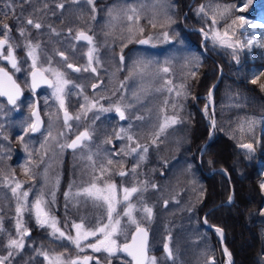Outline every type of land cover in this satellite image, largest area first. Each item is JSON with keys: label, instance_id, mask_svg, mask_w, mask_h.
<instances>
[{"label": "rangeland", "instance_id": "rangeland-1", "mask_svg": "<svg viewBox=\"0 0 264 264\" xmlns=\"http://www.w3.org/2000/svg\"><path fill=\"white\" fill-rule=\"evenodd\" d=\"M57 2H60V0H57L56 3ZM98 2L99 9L102 10V12L99 13V25L103 26L105 29L106 26H108L115 34H120L123 41L121 45L118 44V47L114 51L110 49L108 51L109 53L106 52L102 55L110 71L104 80L103 86L99 88V97H106L107 94L109 97H113L112 101L109 100L107 102L108 104L104 105V107H109L116 103L129 105L130 107L126 109L128 119L123 122H118L117 120L119 118L116 114L113 113L117 118H111L112 112H96V115L99 116V119H97L98 138L102 144L100 143L98 145L97 157H93L95 168L92 161L88 159L80 160V156L77 157L76 161L78 162L79 170L74 173V176L69 182L70 186L67 188V192H65L69 194L67 196L68 198L66 199V196L62 198L63 202H67V205L60 210V213H65V211L68 213L66 214L67 217H64L71 220V223L68 224V228H72L73 222L79 223L81 220H83L86 227L89 228H95L98 223L106 222V209L103 205L98 206L92 200L82 195L77 196L76 193L91 184L94 177L100 175V164L106 163L107 159L111 158L114 162H123V170L129 172V175L121 177L117 174L118 171L122 170L119 163L110 166L112 168L111 175L106 178L115 182L118 189L123 186L131 187L134 184L140 185L141 182H147V190L144 191L142 187L141 192L132 197L131 203L136 205L137 211L134 214L137 220L140 221L142 226L149 228V255L155 256L158 264H213V262L214 264H229L228 256L224 251L225 246L223 243H220L218 233L213 229L212 231L214 234L213 236L211 235V229H207L203 226L201 215L207 210L204 215V220L209 223L206 220L208 211L220 204L230 203V196L233 199L231 188L229 187V191L225 193L220 201L212 203L202 209L203 212L199 210V205L203 198V176L210 175L215 172V170H218L224 179H228L226 170L221 166H210L207 169L200 168V158L205 148L204 146V148L201 149L202 143L207 137L210 139L214 135L213 129L209 132L210 128H213V126L210 127L211 125H209L212 112L209 99L206 95L212 83H209L210 75L207 74L203 79L204 81H200L202 73L200 66L202 61H204V53L200 48V42H202L201 40L204 37V33L202 31L198 32V48L190 47L186 43V40L183 39L182 33L184 31H190L185 27L202 28L205 30V33L209 34L208 38L203 40V47L205 48L204 43L207 42L208 46L221 54L225 61L238 64L241 57V49H238L235 53V56L238 58L237 60L234 58L232 49L222 47L218 43H214L211 39L212 30L214 28L223 32L227 25L230 24L231 20L237 17L234 11L236 6L228 1L216 0L197 3L194 6L195 12L199 17H202V24L198 26L185 25L183 23V18L182 21L180 20L184 10L181 12L178 11V0H161V3L157 4L155 8L153 7L155 0H98ZM188 2L189 0H186V5ZM141 5H144V7L141 11L140 26L143 27L144 32L142 34L137 33L132 42L129 43V33L126 31V26L123 23V16L122 22L113 26L112 23H110L111 17L109 16V10L122 12L130 7L140 9ZM191 5L192 3L188 9ZM201 5H204L206 8H208L209 5H211V8H215L217 5L221 8L226 5L235 7L231 9L230 14L224 19H220V17L217 16L219 22L213 26L209 18L212 14L210 8H208L209 17L198 14V9ZM164 12L171 17V23H165ZM154 14H159L156 21L157 26L155 28L148 22L149 19H152ZM223 21L224 23H222ZM161 24H164V27H161ZM165 31L168 32L169 35L167 41L164 40L162 36V33ZM229 34H232V29H229ZM257 34L258 31L256 29L246 24L244 29H235V36L233 39L239 40L242 44H245L247 40L256 38ZM99 36L100 46H107V44L101 40L106 34H100ZM142 37L146 39L151 37V40L148 44L143 46L136 45V40ZM128 44L129 46L124 52V62L117 63V54L122 52L125 45ZM206 52L208 51L206 50ZM207 56H210L209 52ZM136 62H143L149 65L148 72L143 78L139 75L130 74V70ZM125 64L128 65L127 73L122 77L119 75V70H121L120 67L122 68ZM165 66L169 67L171 71L167 74L160 73L159 70ZM219 66H215V78ZM205 67L207 70H212L213 68L208 65ZM191 73H195V77H193ZM167 79H171L174 85H179L181 83L187 85L188 80L194 81V84L192 83V86L189 88L187 85L186 96L177 97L175 91L169 93L163 89L162 86ZM122 84L123 87H121ZM157 89L161 90L157 91ZM52 93L53 90L51 91V96L53 100L56 101ZM188 95H191L193 109L199 124L195 131L200 135L201 129L204 128L205 134L204 137L202 136V139L199 137L193 138L192 143H189L188 130L185 124L188 118V114H186V100ZM198 97H201V99H197ZM166 100L168 101L167 105H165ZM173 104L176 105L175 109L172 107ZM206 106L207 112H205ZM81 110H75L73 116L82 114ZM165 115H177L179 122L168 127L160 136L157 143L153 144L152 140L159 129V125L163 122V117ZM137 116H141L143 119L137 120ZM20 121L21 118H15L11 110L0 106V224H2L3 227V231H0V257H5L8 254L9 249L6 247L8 240L16 238L15 209L17 202L10 191V187L4 186V177H13L14 174H17L14 176V179L23 182V185H41L45 188H27V185H25L24 190L31 189L28 197L29 202L33 201L36 195L41 192H43L46 200L49 199V202L52 201L51 193L55 191L59 185V183L57 184L56 182L57 179L59 182L61 179L62 164L60 160V151L50 145H43V147H41L42 149L40 148L41 151H38L36 149L39 147L33 138L23 137V140H21L18 133L23 130V124H19ZM69 123L70 125H74L76 120L73 119L69 121ZM129 125H131V127H129ZM120 127L128 129L129 133L132 134L140 144L148 147L145 160L139 161L138 156L135 154L125 156L121 153V149L127 151V146L130 142L127 141L126 138H115L114 132L119 131ZM260 129L264 131V120L260 124ZM66 131L67 128L57 124L55 128L50 129L52 134L51 137L61 138L65 135ZM60 133H63V135H60ZM109 138L112 140L111 143L106 142ZM18 142H23L21 149H26L29 154L28 159L30 164L34 167V174L36 176H34L32 182L26 183L25 179H28V177H20L17 173L19 170L13 166L10 160L11 155L15 153V149H17L14 148V145L18 147ZM132 146H135V144H132ZM206 160H210L209 155H206ZM137 163H139V167H137L135 173H132L131 169ZM200 170L201 172L199 173ZM224 172H226L227 175ZM30 178L32 179V177ZM153 184L156 185L155 188L151 186ZM247 193H249V190ZM120 195H122V193ZM162 202H167V204H162ZM144 205L153 209V217L151 220L144 219V214L140 211ZM48 207L50 210L52 209L50 203ZM123 207V204L120 205V209H123ZM29 217L34 218V216L27 212L23 217L27 228L29 227ZM57 220L60 221L59 216ZM122 223L128 239L131 229L135 226L129 225L127 223V218H124ZM61 225L65 227L67 224L64 223ZM61 225L59 224L60 227ZM165 229H168V232H166ZM62 230L72 235L75 234L73 228L69 231L65 229ZM49 232L50 230L48 229L47 235L52 237ZM166 235L168 237L171 236L169 244L174 253V258L172 260H168L157 250L161 247L163 241L168 238ZM94 239L95 238L85 243L94 242ZM118 239L121 243L125 241L124 236ZM2 240L5 241L4 244L1 243ZM54 240L57 243L61 242V240ZM39 249L47 251L49 255H55L43 246L33 245L31 236L25 238V248L22 251L24 252L23 255L30 259V262L32 261L33 264H47L44 257L37 254V250ZM95 254L100 264H105L108 259H113L115 262H118L117 259H124L120 253L112 258H108L107 254L103 252ZM16 255H18V253L13 250V257L6 260L5 264H22L23 260L21 258L17 260ZM240 264H243V259H240Z\"/></svg>", "mask_w": 264, "mask_h": 264}, {"label": "snow or ice", "instance_id": "snow-or-ice-1", "mask_svg": "<svg viewBox=\"0 0 264 264\" xmlns=\"http://www.w3.org/2000/svg\"><path fill=\"white\" fill-rule=\"evenodd\" d=\"M74 2H78V0H74ZM87 3L93 5V11H95L94 0H87ZM161 0H155V4H160ZM11 7V5H9ZM59 8L63 9L64 5L59 4ZM144 5H141V8L138 9L136 7H130L126 11H113L109 10V16L111 17L110 23L113 26L117 23L122 22L126 26V31L129 33L128 42L131 43L134 36L139 33L142 34L144 32L143 27L140 26L141 20V11ZM235 6L226 5L221 8L217 5L215 8H211V5L208 8L211 9V16L209 17V10L204 5H201L198 9V14H202L204 17H209L211 19L212 25L215 26L219 21L217 20V16L220 19H224L227 15L230 14L231 9ZM238 11H244V5L242 4L238 9ZM159 14H154L152 19H149V24L152 25L153 28L157 26L156 21L158 19ZM95 19V17H93ZM164 21L165 23H171V17L164 12ZM27 24L33 25L36 29H40L42 25L38 22H34L32 19L27 20ZM246 24L250 27H255L256 25L251 24L246 21L244 16H237L235 19H232L230 24L227 25L225 30L221 32L219 29L214 28L212 30L211 39L214 43H218L222 47H227L233 50L234 58L238 60L235 56V53L238 49H243L244 44L239 40H234L235 29H244ZM164 27V24L160 25ZM6 31L3 33V38H0V60L7 61L8 65H10L11 70L14 72H20L21 67L20 62L17 60L15 54V48L13 44L10 42L9 33L11 29L7 24L3 26ZM229 29H232V34H229ZM203 31V30H202ZM71 32V29H69ZM25 30L20 29V35L24 36ZM205 38H208V33H204ZM162 36L164 40L169 39L168 32H163ZM75 39L77 41L83 40L86 41L91 47H89L87 52L88 65L83 69L74 67L71 63L67 64V67L73 69V71H89L91 70L93 73L96 72V68L93 67V63H99V58L95 55L97 49L94 45V40L91 35H88L84 31H80L77 33ZM151 40V37L148 39H140L137 42L140 44H148ZM254 41L252 39L247 40V45L252 46ZM127 45H125L126 47ZM27 48V57L31 59L30 65V73L31 76V90L33 92L36 91L42 84L47 85L48 87L53 89L52 95L59 102L60 108L63 109V120L66 127L71 130V125L69 121L75 119L79 121L81 119V115L72 116L69 114L67 108L65 107V88L71 83L69 80L65 78V74L57 69H53L49 67H39L38 66V50L40 45L33 44L30 40L25 44ZM59 55L67 60V57L64 56L63 52H60ZM120 61L124 62V56H120ZM149 65L143 62H136L132 69L130 70L131 75H139L141 78L148 72ZM160 73L167 74L171 71V69L167 66L161 68ZM46 73H51L54 79H49ZM193 77H195V73H191ZM264 75V73H262ZM259 77H256L252 80L253 84L258 83ZM76 87H81L76 85ZM93 89L97 88L98 85L93 84ZM123 87V84L121 85ZM164 90L169 93L175 91L177 97L186 96L187 94V85L179 84L174 85L171 79H167L164 81V85L162 86ZM260 87L264 89V84H261ZM161 89H157L160 91ZM83 88L81 87V92ZM23 95L20 85L13 78L12 72H10L9 68L5 66H0V96L7 97V101L9 104L16 105L17 100ZM87 106L82 105L81 108L83 110V115L86 117L87 113L97 109V101H90L87 96L84 97ZM209 99H211V92L209 93ZM168 104V101H165V105ZM130 107L129 105H121L120 103H116L109 107H104L100 105L98 108L99 112H115L118 116L119 120L125 121L128 119L126 115V109ZM172 107L175 109L176 105L173 104ZM205 112H207V106L205 107ZM32 115L35 117V121L29 125L28 129H26V134L28 131L37 132L40 131L41 120L39 116L38 110L33 111ZM99 119L97 115L95 117ZM137 120H142L143 117L137 116ZM179 122V118L177 115L168 116L165 115L163 117V122L159 125L158 131L155 133V136L152 140L153 144H156L159 140L160 136L166 131V129L172 125H175ZM249 131L252 130V126L255 121L249 120L248 122ZM215 121H213V125ZM131 127V125H129ZM241 130H243V126H241ZM63 135V133H60ZM48 136L51 137V132L48 133ZM114 136L116 139H127L129 141V145L127 146V151L121 149V153L125 156L128 155H137L139 161H143L146 159V153L148 152V147L140 144L136 138L129 133L128 129L124 127H120L119 131L114 132ZM93 137V133L85 128L84 131L80 132L75 139H73L70 143L60 145L61 148L68 147L75 150L78 147H82L84 142L91 141ZM55 139V137H52ZM23 140V137H21ZM107 143H111V138L106 140ZM135 144V146H132ZM43 147V145L41 146ZM241 148L247 149L248 152L254 151L253 144L245 143L240 145ZM120 154V153H118ZM89 161H92L93 166L95 168V161L93 157L89 155L87 157ZM119 163L120 170L117 174L121 177L129 175L128 171L123 170V162H114L113 159L108 158L106 163H102L99 166L100 175L94 177L93 182L89 184L87 187L79 190L76 195L77 196H85L87 199L92 200L98 206L103 205L106 209V222L98 223L95 228L86 227L83 220L81 222L76 223L73 222L72 228L75 231V234L72 235L62 230L59 226V221L57 218L52 215L48 205L49 201L45 199L43 192L36 195L35 199L29 202L28 197L30 195L31 189L24 190L23 182L15 180L13 177H4V186L10 187V191L12 195L16 198V222H15V230H16V238H11L8 240L6 247L9 249L7 256L0 257V264H5V261L10 257H13V250L17 253L22 252L25 248V238L31 235L30 230L25 226L24 223V214L27 212L30 215L34 216L36 224L41 228L49 229V234L56 240L68 241L72 244L78 252H84L86 248H89L94 253H106L108 258L116 257L118 253L126 254L127 257L131 258L130 264H158L157 258L155 256L149 255V243H148V229L143 227L140 221L137 220L135 216V212L137 211L136 205L131 203L132 197L141 192L142 187L143 190H147V182H141L140 185H133L131 187L123 186L118 189V186L115 182H112L110 179L106 177L111 175L112 168L114 164ZM139 167V163H137L132 169L131 172L135 173ZM24 172L26 175H30L31 169L26 165L24 167ZM57 184L59 183L57 179ZM153 188L156 187L155 184L151 185ZM261 188L264 189V184H261ZM122 193V195H120ZM52 202L55 201V192L51 193ZM69 194L66 193L67 197ZM232 197H229V202H231ZM124 205L123 209H120V205ZM167 204V202H165ZM140 211L144 214V219L151 220L153 217V209L144 205ZM124 218H127V223L129 225L135 226V231L131 234L130 242L127 239V234L125 233L124 225L122 221ZM67 227V225H65ZM0 231H3L2 224H0ZM216 232L220 234L221 238H223L222 229L217 228ZM124 236L125 242H119V237ZM95 238L94 242L85 243L90 239ZM168 241H171V236H169ZM164 253L167 258L172 260L174 258V253L169 243H164L163 245ZM225 254L228 256L229 264H231V254L228 252L227 248L224 249ZM37 254L44 257V260L47 261V264H91L94 257L90 255L84 256H75V257H66L64 253L49 255L47 251L37 250ZM96 264H100V261L96 259ZM214 264V262H213Z\"/></svg>", "mask_w": 264, "mask_h": 264}, {"label": "flooded vegetation", "instance_id": "flooded-vegetation-1", "mask_svg": "<svg viewBox=\"0 0 264 264\" xmlns=\"http://www.w3.org/2000/svg\"><path fill=\"white\" fill-rule=\"evenodd\" d=\"M56 1L57 0H0V38H3V33L6 31L3 26L7 24L11 29L9 39L15 48V54L17 60L20 62L19 66L21 67V71L14 72V70H11L7 61L4 60H0V66L9 68L10 72L13 74V78L20 85L23 92V95L17 100L16 105L9 104L5 96H0V106L11 110V112L14 113L15 118H21L19 124H23V130L18 133L20 139L21 137L33 138L39 147L36 149L38 151H41L42 145H50L60 151V160L62 164V168L60 166L61 179L58 187L53 191L55 192V201H50L49 203L52 207L50 210L52 215L57 217V219L59 216V224H67V227L61 225V228L69 231L72 229L71 227L68 228V224L71 223V220L64 218L67 217L66 214L68 213L66 211L65 213H60V210L67 205V202H63L62 198H64L66 194L65 192H67V188L70 186L69 182L74 176V173L79 170L78 162L76 161L77 157L80 156V160L87 159L89 155L97 157L98 145L101 141H99L98 138L97 119L95 118L97 116L96 112L100 105L104 106L108 104L107 102L109 100L112 101L113 99V97H109L108 94L106 97H99V88L100 86H103L104 80L110 71L108 64L104 62L102 55L110 49L114 51L118 47V44L121 45L123 41L120 34H115V32H113L108 26H106L105 29L103 26L99 25V13L102 12V10L99 9L98 0H94L95 11H93V5L88 4L87 0H78V2H74V0H60V2L57 3ZM59 4H63L64 8H59ZM9 5H11V7H9ZM93 17H95V19H93ZM28 19L40 23L42 27L36 29L33 25L27 24ZM22 28L25 30L24 36L20 35V29ZM69 29H71V32H69ZM80 31H84L93 37L94 45L97 49L95 55L99 58V63H93V67L96 68L95 73L91 70L76 72L67 67V64L69 63L74 67L81 69L88 65L87 52L91 46L86 41H77L75 39L77 33ZM100 34H106L101 40L104 41L107 46H100ZM29 40L33 44L40 45L38 50V66L45 68L50 66L53 69H57L63 72L65 78L71 82L66 86L64 94L65 107L70 115L73 116L75 110H81L82 105L87 106L84 99L85 96H87L90 101L98 102L97 109L88 112L86 117L83 115V110H81V119L79 121L76 120V123L71 125V130H69L64 124V113L63 109L60 108L59 102L57 100L54 101L51 96V91L53 89L42 84L35 92L31 90V76L29 75L31 70V59L27 57V48L25 47V44ZM128 46L129 44L124 47L122 52L117 54V63H122L120 61V56H124L125 49ZM60 52L64 53L67 60H64V58L59 55ZM127 67L128 65L126 64L123 65L122 68L120 67V76H125L127 73ZM46 75L49 79H54L51 73H46ZM93 84L98 85V87L93 89ZM76 85L81 86L83 91L81 92V87H76ZM36 110H38L42 122L40 131H28L26 134V129H28L29 125L35 121V117L32 113ZM113 113L114 112L111 114V118H117ZM117 121L123 122L119 119ZM57 124L67 128V131L61 138L55 137V139H53L48 136V133L50 132V129L55 128ZM85 128L93 133L91 141L84 142L82 147H78L75 150L68 147H60L62 144L70 143L74 137L84 131ZM18 143V147L14 145V148L17 149H15V153L11 155L10 160L13 163V166L19 170L17 173L20 177H28V179H25L26 183L32 182L34 176H36L34 174V167L30 164L28 159L29 154L26 149H21L23 142ZM26 165L31 169L30 175H26L24 172V167ZM16 175L17 174H14V176ZM30 177H32V179ZM25 185H27V188L45 189L41 185ZM67 198L68 197H66V199ZM28 220V229L31 232L30 236L32 237L33 245L43 246L44 248L49 249L52 254L64 253L65 256L68 257L90 255L94 257L91 264H96V259H98V257L91 249L86 248L84 252H78V250L68 241L57 243L54 238L47 235L48 229L39 227L34 218L29 217ZM134 228L131 229V232ZM146 228L149 233V228ZM167 230L168 229H165L166 232H168ZM165 242L169 243L167 238L163 241V244ZM163 244L157 250L165 256ZM120 254L124 258L123 260L117 259L118 262H115L113 259H108L105 264H130L131 258L127 257L126 254Z\"/></svg>", "mask_w": 264, "mask_h": 264}, {"label": "trees", "instance_id": "trees-1", "mask_svg": "<svg viewBox=\"0 0 264 264\" xmlns=\"http://www.w3.org/2000/svg\"><path fill=\"white\" fill-rule=\"evenodd\" d=\"M203 1L208 0H193L194 3L183 17L185 25L202 24V17L196 14L194 6ZM216 1L233 3L236 6L235 14L244 16L246 21L256 25L253 28L258 34L252 39V46L249 47L247 42L244 44L238 64L225 61L221 54L211 49L207 42L204 43L210 56L203 54L200 81H204V77L209 74V83H213L217 65H220L223 73L212 90L214 135L210 139L208 137L201 154L200 168L221 166L226 170L228 179H224L218 170L203 176V198L199 210L220 201L230 187L232 201L209 210L206 220L222 228L223 244L231 254L232 264H240V259H243V264H264V189L261 188V184H264V131L260 129L264 120V89L260 87L264 84V0ZM242 4L244 11L241 12L237 9ZM178 5L179 12L183 11L186 0H178ZM182 34L190 47H199L198 32L190 30ZM206 65L213 67L212 70H207ZM256 77H259L258 83L253 84L252 80ZM192 83L194 81L188 80V88ZM186 110L188 118L185 124L189 143H192L193 138L202 139L205 134L204 128L200 135L195 131L199 124L191 95L187 96ZM249 120L255 121L251 131L247 123ZM245 143L253 144L254 151L248 152L240 147ZM206 155L210 156L209 161ZM210 233L212 235L213 231L210 230ZM23 253L19 252L16 259L21 258L22 264H33Z\"/></svg>", "mask_w": 264, "mask_h": 264}, {"label": "water", "instance_id": "water-1", "mask_svg": "<svg viewBox=\"0 0 264 264\" xmlns=\"http://www.w3.org/2000/svg\"><path fill=\"white\" fill-rule=\"evenodd\" d=\"M192 1L193 0H189V2L187 3V5H186V7L184 8V11L182 12V14H181V21H182V18L184 17V15L186 14V11H187V9H188V7L190 6V4L192 3ZM183 27H185V26H183ZM186 29H188V30H194V31H197V32H200V31H202L203 29L202 28H199V27H194V28H188V27H185ZM203 33H205V31L203 30L202 31ZM204 38H205V35H204V37L202 38V42H200V48H201V50H202V52L204 53V54H207L208 55V53L206 52V50H205V48L203 47V40H204ZM140 39H146V38H139V39H137L136 40V44L137 45H145V44H140V43H138L137 41L138 40H140ZM170 41V40H169ZM220 74H221V68L219 67V69H218V73H217V76H216V78H215V80H214V82L210 85V87L208 88V90H207V93H206V95H207V98L209 99V93L211 92V99H209V103H210V109H211V112H212V117H211V120H210V127H212L213 126V121H214V117H213V99H212V90H213V87L215 86V84H216V82H217V80H218V78L220 77ZM6 99H7V97H6ZM114 114H116L115 112H114ZM211 129L212 128H210V130H209V132L211 131ZM74 139H75V137H74ZM207 140H208V137H207V139L206 140H204V142L202 143V146H201V149H203L204 148V146H205V144H206V142H207ZM119 172V171H118ZM117 172V173H118ZM204 172V171H203ZM225 174H226V172H224ZM227 175V174H226ZM165 202H163V204H164ZM207 212V210L205 211V212H203V214L201 215V222H202V224H203V226L205 227V228H207V229H211V230H216L217 228H219V229H221L220 227H218V226H215V225H212V224H209V223H207V222H205V220H204V215H205V213ZM144 227V226H143ZM135 231V228L133 229V231L131 232V234L133 233ZM223 231V230H222ZM131 234H130V237H129V239H128V241L130 242V239H131ZM218 235H219V241H220V243L222 244L223 243V238H221V236H220V234L218 233ZM223 236H224V232H223ZM166 243V242H165ZM164 245V244H163ZM164 251V250H163ZM165 254V253H164ZM165 256H166V254H165ZM167 257V256H166Z\"/></svg>", "mask_w": 264, "mask_h": 264}, {"label": "bare ground", "instance_id": "bare-ground-1", "mask_svg": "<svg viewBox=\"0 0 264 264\" xmlns=\"http://www.w3.org/2000/svg\"><path fill=\"white\" fill-rule=\"evenodd\" d=\"M194 3V2H193ZM177 4V3H176ZM176 10H177V7H176ZM179 11V10H178ZM181 12V11H180ZM188 12V11H187ZM176 19V18H175ZM177 22V21H176ZM177 24H178V22H177ZM180 28H182V27H180ZM183 30V29H182ZM205 31V30H204ZM205 39V38H204ZM193 47V46H192ZM208 53V52H207ZM205 57V56H204ZM110 83V82H109ZM13 133V132H12ZM203 156V155H202ZM201 161H202V159H201ZM203 166V165H202ZM3 167V166H2ZM196 167H197V165H196ZM223 171V170H222ZM199 173H200V171H199ZM84 199V198H83ZM207 233V232H206ZM210 234V233H209ZM214 234V233H213ZM212 234V235H213Z\"/></svg>", "mask_w": 264, "mask_h": 264}]
</instances>
